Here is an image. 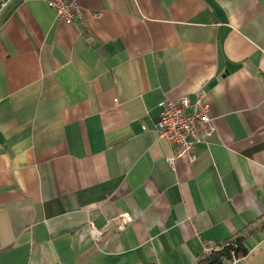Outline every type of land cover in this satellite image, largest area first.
<instances>
[{
    "label": "crops",
    "instance_id": "0c3cea01",
    "mask_svg": "<svg viewBox=\"0 0 264 264\" xmlns=\"http://www.w3.org/2000/svg\"><path fill=\"white\" fill-rule=\"evenodd\" d=\"M78 1L0 10V264H193L249 224L227 264H264V0ZM200 87L215 131L171 163L160 102Z\"/></svg>",
    "mask_w": 264,
    "mask_h": 264
},
{
    "label": "built area",
    "instance_id": "2783aa9c",
    "mask_svg": "<svg viewBox=\"0 0 264 264\" xmlns=\"http://www.w3.org/2000/svg\"><path fill=\"white\" fill-rule=\"evenodd\" d=\"M55 9L58 19L74 21L81 15L78 0H46ZM11 0H0V10ZM215 117L211 113L208 92L200 87L194 91V98L184 94L177 98H164L160 102L157 130L160 136L175 147V153L169 157L172 163L175 157L188 154L199 143L206 142L215 131ZM120 227L130 220L127 213L115 217ZM93 235L97 241L105 237L106 228H98L90 221Z\"/></svg>",
    "mask_w": 264,
    "mask_h": 264
},
{
    "label": "trees",
    "instance_id": "16d2710c",
    "mask_svg": "<svg viewBox=\"0 0 264 264\" xmlns=\"http://www.w3.org/2000/svg\"><path fill=\"white\" fill-rule=\"evenodd\" d=\"M261 227L264 228V212L260 215ZM249 225L232 233L231 235L207 243L206 249L198 254L193 264H227L238 258L246 256L249 252L247 245L248 235L254 229Z\"/></svg>",
    "mask_w": 264,
    "mask_h": 264
}]
</instances>
